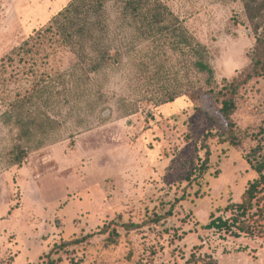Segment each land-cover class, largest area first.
<instances>
[{"label": "rangeland", "instance_id": "obj_1", "mask_svg": "<svg viewBox=\"0 0 264 264\" xmlns=\"http://www.w3.org/2000/svg\"><path fill=\"white\" fill-rule=\"evenodd\" d=\"M67 1L0 0V61ZM162 1L179 19L175 33L206 47L219 87L251 68L256 33L241 0ZM123 35L112 38L126 47L120 63L91 74L86 91H57L48 106L35 98V110L57 123L28 144L21 165L10 154L17 130L3 117L34 76L0 74V264H264V218L254 234L205 227L217 217L232 223L226 207L259 177L253 165H264V76L238 91L234 146L205 137L226 123L213 124L221 104L204 75L188 71L186 49L164 40L130 47L131 28ZM35 61L65 70L75 58L60 50ZM172 95L186 103L166 112Z\"/></svg>", "mask_w": 264, "mask_h": 264}, {"label": "trees", "instance_id": "obj_2", "mask_svg": "<svg viewBox=\"0 0 264 264\" xmlns=\"http://www.w3.org/2000/svg\"><path fill=\"white\" fill-rule=\"evenodd\" d=\"M241 1L246 18L256 33L252 66L240 77L231 81L224 79L219 87L215 83L214 70L209 63L206 47L193 38L175 33L179 19L162 0H68L51 16L46 25L31 33L0 61V74H3L5 82L18 79L21 81L26 76H34L29 86L21 89L23 94L8 103L9 108L3 117L6 125L17 130L10 150L12 164L21 165L26 157L28 144L34 142L35 146L40 145L57 123L56 119L47 113L35 110V98L41 101V105L48 106L57 91H62V94H59L62 97L65 91H86L84 84L86 80L91 79V74H97L120 63L126 47L122 49L113 45L112 38L119 37L121 39L117 41H122L125 38V27L131 28L130 47L142 41L162 43L164 40L170 48L173 46L179 50L186 49L188 71L194 79L203 74L204 84L208 88L206 90L221 104L218 117L211 118L213 124L216 125L218 121L226 123L220 128H214V133L210 130L205 137L215 135L231 145H238L240 138L231 119L237 107L238 91L251 77L264 76V27L260 30L264 24V0ZM111 9L116 13V30L113 36L110 35ZM126 46H129V43ZM60 50L70 52L75 58L67 69L45 70L34 67L36 56L44 53L45 57H50ZM9 68L13 70L11 73ZM162 70L163 67L157 65L153 74H160ZM192 77L188 78L191 83L189 88H194ZM176 97L178 95H172L163 103L173 101ZM185 103L184 98H177L168 103L164 111L176 110ZM206 155L202 162L203 170L207 167L208 151ZM253 168L259 177L248 183L241 202L226 207L232 213V223L217 217L211 220L206 228H225L229 231L232 226L237 225L239 231L250 234L260 229L259 222L264 218V165L256 163ZM84 238L66 241L65 244L77 243Z\"/></svg>", "mask_w": 264, "mask_h": 264}]
</instances>
